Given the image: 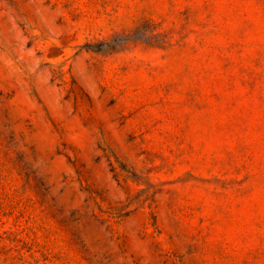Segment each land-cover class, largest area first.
<instances>
[{"label":"rangeland","instance_id":"374dc122","mask_svg":"<svg viewBox=\"0 0 264 264\" xmlns=\"http://www.w3.org/2000/svg\"><path fill=\"white\" fill-rule=\"evenodd\" d=\"M0 264H264V0H0Z\"/></svg>","mask_w":264,"mask_h":264}]
</instances>
